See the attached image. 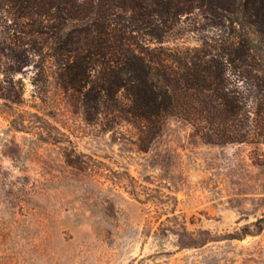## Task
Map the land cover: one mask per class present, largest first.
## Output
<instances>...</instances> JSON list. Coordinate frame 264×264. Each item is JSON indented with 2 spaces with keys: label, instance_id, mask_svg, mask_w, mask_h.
<instances>
[{
  "label": "rangeland",
  "instance_id": "374dc122",
  "mask_svg": "<svg viewBox=\"0 0 264 264\" xmlns=\"http://www.w3.org/2000/svg\"><path fill=\"white\" fill-rule=\"evenodd\" d=\"M20 4L0 0V264H264V226L254 223L264 214V140L205 141L191 123L169 116L142 151L128 124L98 131L67 111L63 100L60 109L45 107L54 110L49 118L77 149L173 195L189 230L215 235L182 246L177 234L150 218L152 204L71 166L63 155L66 141L43 140L11 122L6 104L34 110L29 105L39 103L32 95L35 50L46 51L52 42V20L39 25ZM197 19L194 32L183 36L186 42L236 35L230 25ZM248 30L252 53L264 55L261 36ZM55 91L51 86L50 94ZM246 95L248 109L259 102L264 108V95L253 85Z\"/></svg>",
  "mask_w": 264,
  "mask_h": 264
},
{
  "label": "trees",
  "instance_id": "16d2710c",
  "mask_svg": "<svg viewBox=\"0 0 264 264\" xmlns=\"http://www.w3.org/2000/svg\"><path fill=\"white\" fill-rule=\"evenodd\" d=\"M19 1L37 24L52 20L47 24L52 42L46 51L38 45L35 50L39 59L32 95L39 103L29 105L34 110L6 104L13 111L11 122L43 140L66 141L62 150L71 166L122 185L140 202L152 204L150 218L177 234L180 245L214 239L206 229L194 233L187 228L173 195L77 149L49 118L54 110L45 107L50 103L60 109L63 100L67 111L98 131L128 124L142 151L169 116L191 123L205 141L264 140V108L259 102L248 109L246 95L252 85L264 95V55L252 53L248 37L252 29L264 41V0ZM199 15L215 27L230 25L236 35L186 42L183 36L194 32ZM10 99L20 101L18 95ZM254 223L261 229L264 214Z\"/></svg>",
  "mask_w": 264,
  "mask_h": 264
}]
</instances>
